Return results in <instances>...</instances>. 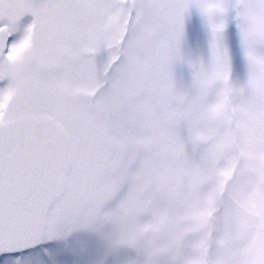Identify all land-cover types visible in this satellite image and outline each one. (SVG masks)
<instances>
[{
    "label": "snow or ice",
    "instance_id": "1",
    "mask_svg": "<svg viewBox=\"0 0 264 264\" xmlns=\"http://www.w3.org/2000/svg\"><path fill=\"white\" fill-rule=\"evenodd\" d=\"M0 264H264V0H0Z\"/></svg>",
    "mask_w": 264,
    "mask_h": 264
}]
</instances>
